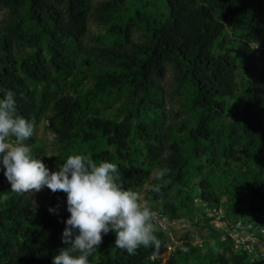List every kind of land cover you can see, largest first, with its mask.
I'll use <instances>...</instances> for the list:
<instances>
[{"label":"rangeland","instance_id":"374dc122","mask_svg":"<svg viewBox=\"0 0 264 264\" xmlns=\"http://www.w3.org/2000/svg\"><path fill=\"white\" fill-rule=\"evenodd\" d=\"M139 10L148 13L157 8L146 0H88L87 30L78 42L70 44L68 51L73 60L71 67L53 71L54 79L45 82L34 79L22 64L33 60L39 50L50 62L52 52L47 33L33 19L28 6H0V22L5 28L20 29L12 53L24 86L38 97L48 89L52 94L71 95L79 103L77 126L70 138L63 140L52 131L47 117L35 125L33 139L43 150L40 158L50 171L57 170L74 153L90 154L97 162L142 166L147 176L131 189L140 192L151 208H163L168 216L167 228L163 232L157 230L168 239L167 250L162 255L152 254L149 262L223 264L220 254H224L227 264H236L231 247L208 222L203 207L196 201L202 198L215 203L229 217L253 218L260 214L244 193V188L256 187L264 178L257 159L264 145L263 133L257 124L254 129L244 130V84L249 76L243 68L237 70L240 92L225 98V106L214 120H210V108L202 104L195 85L183 77L175 62L167 63L163 79L143 90L135 75L136 67L132 66L137 63L133 57L146 55L142 45L152 40L153 26L139 19ZM255 12L264 18V0H258ZM127 20L132 24L130 36L125 33ZM226 38L228 41L218 43L217 51L220 48L236 51L240 41L228 26ZM252 45L262 53L261 42ZM257 114L264 119V105L258 107ZM94 118L127 120L131 124L127 138L131 160L121 159L123 148L109 143L101 130L90 126ZM205 118H209L213 131L209 140L203 136L195 138L193 134ZM143 124L153 128L151 136L144 133ZM88 134L93 137L87 138ZM156 147L157 154L152 152ZM103 154H109V159L94 158ZM162 168L169 169L168 174L163 181H157L155 173ZM156 183L168 188L164 199L151 191ZM46 187L35 192L37 201ZM13 193L16 192L11 190L10 194ZM205 193L212 198L206 199ZM10 194H1L0 205L5 204ZM1 234L16 240L8 227H3ZM250 261L241 264H257Z\"/></svg>","mask_w":264,"mask_h":264},{"label":"trees","instance_id":"16d2710c","mask_svg":"<svg viewBox=\"0 0 264 264\" xmlns=\"http://www.w3.org/2000/svg\"><path fill=\"white\" fill-rule=\"evenodd\" d=\"M153 4L157 11H138L139 19L153 26L152 40L142 45L146 55L133 57L132 64L139 86L149 89L167 71V63L175 62L184 78L195 85L202 104L210 108L209 118L214 120L225 106V98L237 96L241 83L237 70L243 68L249 79L244 84V130L254 129L263 133L264 119H260L257 109L264 105V49L257 54V48L251 43H262L264 46V18L255 12L258 0H146ZM18 8L28 6L33 19L43 28L49 37L52 52L50 62L42 51H37L31 61L23 62L25 71L38 81L48 82L54 79L53 71L61 72L72 65V56L68 52L70 44L78 42L87 30L88 0H0V6ZM230 27L240 41L236 51L220 48L219 42L228 41L226 27ZM132 24L127 20L125 33L130 36ZM19 27L8 30L0 22V99L6 91L14 93L17 103V114L36 125L47 117L49 127L63 140L70 138L77 126L79 103L71 95L51 93L45 89L40 97L35 91L28 90L17 73L13 56L14 39ZM244 39V40H243ZM53 67V68H52ZM209 118L193 132L195 138L200 136L210 139L212 128ZM93 129L101 130L108 142L116 143L123 148L121 159L131 160L127 138L131 124L127 120L119 122L94 118L90 122ZM146 135L153 134V128L142 125ZM87 138L93 134L86 135ZM31 146L34 158H40L43 150L35 144L33 137L25 141ZM159 148H153L157 154ZM109 159V154L94 156ZM264 171V145L257 158ZM4 166L0 163V196L11 193V184L4 175ZM119 183L125 189L147 176L140 165L128 166L119 164ZM168 188H161L159 197L165 198ZM244 193L252 199V208L264 216V178L256 187L244 188ZM206 199L211 194L205 193ZM35 192L10 194L5 204L0 205V264H53V257L65 245L62 234L65 221L70 216L67 210V194L53 193L49 188L41 199L36 200ZM56 209L50 212L49 209ZM8 227L16 240L4 237L1 229ZM155 235L160 246H141L135 254L117 248L114 244L116 235L113 232L103 235L102 244L89 257V264H158L160 260L150 261L152 254L162 255L167 250L168 239L161 232ZM232 251V260L241 264L250 261L247 254L235 251L229 241H225ZM100 259L98 260V258ZM223 264L228 263L224 254H220ZM252 261V260H251ZM250 261V262H251ZM256 262V261H255ZM259 264L258 262H256Z\"/></svg>","mask_w":264,"mask_h":264},{"label":"clouds","instance_id":"9594fccd","mask_svg":"<svg viewBox=\"0 0 264 264\" xmlns=\"http://www.w3.org/2000/svg\"><path fill=\"white\" fill-rule=\"evenodd\" d=\"M34 127V121L17 114L14 93L6 91L0 99V163L11 190L39 192L47 186L53 193L67 194L70 216L62 234L65 247L53 257V264H89V257L109 232L116 235L115 246L129 254H135L141 246L159 248L160 240L155 235L158 213L140 192L125 189L118 182L116 163L97 162L90 154L74 153L57 170L50 171L41 158L33 157L31 146L25 143L33 137ZM168 171L158 170L155 179L163 181ZM161 188L162 184L156 183L151 191L161 193Z\"/></svg>","mask_w":264,"mask_h":264},{"label":"built area","instance_id":"2783aa9c","mask_svg":"<svg viewBox=\"0 0 264 264\" xmlns=\"http://www.w3.org/2000/svg\"><path fill=\"white\" fill-rule=\"evenodd\" d=\"M257 54L260 55L258 51ZM196 204L203 207L208 222L220 232L224 241L230 242L235 251L245 253L250 260L264 264L263 215L259 214L258 217L253 218L247 216L229 217L221 206L210 201L198 198ZM152 209L158 213L157 230L163 232L167 228L168 216L163 208ZM161 224L163 227H160Z\"/></svg>","mask_w":264,"mask_h":264}]
</instances>
